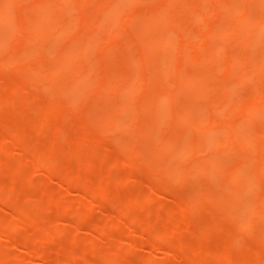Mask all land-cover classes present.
Returning <instances> with one entry per match:
<instances>
[{
    "label": "rangeland",
    "instance_id": "374dc122",
    "mask_svg": "<svg viewBox=\"0 0 264 264\" xmlns=\"http://www.w3.org/2000/svg\"><path fill=\"white\" fill-rule=\"evenodd\" d=\"M109 1L84 0L80 3L79 0H0V10L2 12V18L0 19V264H193V259L195 261L194 255L201 254L202 256L204 253V255H207V249H214V247L216 249L229 248L231 244H229L228 239L233 240L230 247L233 254L231 261L229 258L227 261L221 259L215 261L211 255L210 259L212 261H210L207 256L203 255L202 258L200 256H198L199 258L196 257L199 259H196L199 264L203 257L206 258V261L202 260V263L209 261L207 264H210V262L213 264L260 263L259 259L262 260L264 256V215L258 211L254 212V209H256L254 207L264 200V175L261 171H257L258 165L257 167L255 165L258 163L256 156L258 138L263 139L261 131L264 129V117L259 116L257 110H255L252 119L245 120L243 111L239 110L243 105L242 103H240V107L237 105L238 103H234V105H228L229 103H227L226 106L213 103L222 91V89L214 88L226 87L230 84L227 81L234 82L237 79L238 72L236 74L233 72L237 69L241 71L244 68L239 70L237 66L235 69L227 70V74L230 72V75L233 73L236 76V79L232 81L228 79L229 77H226L228 75L223 73L225 69L224 62L228 57H225L224 54L219 56L215 62L209 64L186 61L188 64L185 62V66L177 65L179 66L177 67L174 64L180 62H175V59L180 61V58L174 56L180 55L176 54L178 45L176 47L174 46L176 44L173 43V46L176 47L175 52L173 46H167L166 48L170 47L167 50L160 48L164 50L162 52L161 50L158 51L155 48L156 46L148 44L152 40L155 42L154 39L159 37L162 32L169 34L176 41L182 39L180 38L181 33L182 31L185 32V30H182V27L185 28L182 20L184 21L187 18L186 14L189 11L184 14L183 10H180L183 9L181 4L179 10L177 8L176 11L170 12V17L169 13L166 16V22H171V26L170 24L169 26L159 25L155 29L145 32L144 29L142 30L143 24L147 25L148 23L145 24L144 20L141 22L142 17L153 13L158 8L160 0H122L118 5L116 18L111 14L110 16V12H105L106 4ZM180 1H184L183 4L186 2L188 6L196 2V0ZM180 1L178 2L180 3ZM243 1H202V8L206 16L201 17L200 20L198 19L203 28H195L198 29L196 36L202 34V31L199 30L207 27H214V36H216L217 28L223 25L224 19L230 18L229 2L234 4L244 3ZM175 2L178 3L177 0ZM186 3L183 6L184 8ZM249 3V8H252L251 11L254 16H260L264 13V9L258 5L256 0H249ZM102 5L105 6L102 7ZM235 5L238 4L233 6ZM187 9L185 8V11ZM114 10L113 15L117 11ZM34 11L38 13L35 14ZM89 16H91L90 19H88ZM219 17H221V20H219ZM40 19L42 23L46 24H44L46 28L51 29L44 28V25L42 28H38L42 25H39L41 23ZM89 20L93 21L91 25L89 23V26L93 27L92 29L85 28L88 27L86 23ZM179 21L183 25L179 26ZM198 21L193 24L198 23ZM202 24H205L206 27L204 28ZM188 25H186V29ZM80 26L84 29H81ZM199 26L196 24L194 27ZM59 27H62V29ZM77 27H80L81 31L79 32L83 34L88 31L87 35L94 42L87 41V36L84 35L83 37L78 32ZM43 28L46 31H42ZM31 29H36L33 32L35 35L31 34V31H33ZM52 29L57 31H52ZM255 30L258 35L257 28ZM48 31L52 32L49 34ZM186 31L189 32V30ZM91 32L94 34V38L90 34ZM140 33L142 36L145 34L147 37L140 38L142 41L143 39L150 40H148L149 42H143L153 48L150 55L153 52L154 54L151 56L145 44V49L137 46L138 49L134 46L143 43L137 41ZM186 33L185 35L182 33V35L188 36L189 34L186 35ZM189 33L191 34V31ZM23 35L25 39H22ZM204 40H207V42L215 41L211 36L207 39L204 38ZM233 41V38L227 41L226 46L229 42V48L225 49L229 53L226 52L225 54L229 55L231 51H237L236 49L242 47L236 45L238 48L235 49L234 44L236 42L233 43ZM204 42L203 44L206 45ZM260 44H252L249 47L251 53H248V48H245L246 50L240 48V50L247 51L248 56L250 55L249 66L255 65L252 60L253 57L258 55L259 48L263 47H258ZM262 45H264V41ZM212 46H206L204 49L201 47L198 51L202 50L201 55L203 52L208 54ZM142 49L147 50L148 54H144ZM155 49L158 51L157 54ZM82 50L84 51L82 52ZM244 50L236 54H242ZM261 50L264 49L261 48ZM135 52L144 54V56L137 55ZM262 52L264 53V51ZM262 52L260 51L259 54L264 55ZM59 53L67 56V58H64L69 61L63 60L64 64L56 62V54H58V57L61 56H59ZM137 56L145 58L140 59ZM163 56L167 60L170 58L174 60L170 59L167 62L165 59L162 61L167 63V71L169 72L164 71L165 69L161 63L159 64L161 66L157 64L160 61L158 59L163 58ZM258 56L257 58H260ZM200 57H203V55ZM257 58L255 59L257 60ZM62 59L60 58L59 61ZM134 60L135 62H133ZM259 60L256 61V65H258ZM52 63H56L54 65L56 67H52L55 68L54 70L63 66L61 67L63 68L62 71L65 70L64 72L67 73H65V77L67 78H63L62 75L64 74H62L57 77L63 79H52L55 80L53 83L48 82L50 78L48 79L46 75H42L41 77L48 80L44 81L40 78L34 80L41 83V86L38 84L39 87L34 83H32L34 85L28 84L29 86L21 84L24 79L20 77L19 72L23 75L25 74L23 72L28 73L29 71L31 76L35 70L36 72L39 71L37 74L46 73ZM58 63L60 64L57 65ZM194 63L198 66H194ZM21 66L27 69H30V67L36 69L21 72ZM67 66L70 67L71 71ZM129 66H132V70ZM156 66L158 68H155ZM174 66L177 68H174ZM159 67H162L160 68L162 72L158 71ZM128 68L131 70L130 72L134 73L133 75L128 73L127 85L124 83V77L119 75H122L120 72ZM187 68L191 69L187 70ZM77 71L78 73H75ZM135 71L138 75H135ZM180 71H184V74ZM155 72L168 73L165 74V78H168L166 79L167 83L176 80L180 84L172 83V85H178V88L186 85L188 87L177 88V91H175L176 88L173 87L176 86L170 85L168 89L171 92L175 91L176 95L165 92V89L167 90L166 86L171 83L167 85L166 81H163L162 75H157L160 73L153 75ZM177 72L183 76L181 77ZM192 73L194 77L190 76ZM34 74L36 77H33V79L39 77L36 73ZM134 75L136 80H142V83L140 81L138 84H134L133 82L137 83L134 80ZM156 76L160 80H158L159 78L156 79ZM195 76L202 79L200 81L205 83L204 87L208 79L213 81L212 84H215L214 80L217 81L216 84H222V87L221 85L217 87V85L208 84V87H212L214 92L217 91L212 93L213 95L204 96L205 98L198 97L195 94V89L200 88L199 79H196ZM131 77H134L133 82H131ZM30 78L29 80H31ZM153 78L156 80L153 81ZM204 78L206 82H204ZM181 79L184 82H181ZM104 81L110 82L111 85L108 83L106 87L100 86L101 83L98 82ZM112 81L115 82L112 84ZM151 81L154 84H151ZM116 82H118V85ZM44 83L47 84V87ZM161 83H164V90L160 86ZM182 83L185 85L182 86ZM53 84L55 85L53 86ZM239 84L232 88L234 90L231 92V98L234 100H238L240 96L247 98L258 86L253 80L248 86H238ZM49 85L50 87H48ZM97 85L101 88H98ZM125 85L127 86L124 87ZM261 86H264V80ZM154 87H157V89ZM239 87L241 88L239 89ZM121 88L123 89L121 90ZM171 88L174 90L172 91ZM226 88L228 89V87ZM186 90H191L192 94ZM162 91L168 94L166 98L163 97L165 93ZM160 92L161 96L159 95ZM155 94L164 98L167 103H164V101H162L164 104L160 103L161 101L154 103L158 100ZM192 95L196 96L193 98ZM196 97L198 99H195ZM152 98H155V101ZM179 113H182V115L188 114L189 116L185 114L187 116L185 118L188 119L189 117L195 123V120H198L199 117L203 121L205 119L208 121L211 116L220 117L222 114V117L227 115L228 117H235L238 128L241 126V133L236 130L238 129L237 126L236 129L230 131L232 133L237 131L241 134L240 140L246 138L250 140V144H255L256 154L252 149L249 156L247 146H245L246 143L242 144L241 142L242 145L240 146L238 141H235L236 144H232L233 148L218 149L221 146L219 141L223 143L222 138L226 137L223 132L228 133L223 127H217L220 131L213 127L197 129L196 126H193L195 123L192 124L189 120V124L186 125L182 119L187 129L181 128L183 125L180 124L182 122L180 120L181 122H178V125H181L179 128L186 130L180 129L179 134L184 133L182 136H177L179 134L176 137L173 136L179 131L175 132L174 126L177 128L178 125H176L177 122L175 123L172 120ZM99 117L102 119L98 121L99 123L96 122L100 127H105H101L102 135H104L96 136L98 130L92 131V124L88 127L85 125L89 129L91 138L94 140L97 138L98 140L95 142L88 139L84 141V144L82 140L88 138L86 136L88 131L83 132V135L81 134L83 128L81 126L84 125H82L83 119H88L86 121L89 124V120H97L100 119ZM182 117L180 115L179 118ZM108 118L110 119L108 120ZM41 121L43 122L40 126L38 123ZM102 122L108 124L104 126ZM84 129L86 130V128ZM107 129H110V131H107ZM84 134L85 137H83ZM239 134L237 135L240 136ZM78 136L80 138L79 144L83 145L81 149L72 143L73 140L78 141L76 140ZM183 136L188 142L195 141V144H193L194 142H182L185 139L181 138ZM238 136L234 137L237 138ZM99 137H103L102 140ZM174 137L176 139L180 137L181 139H179L180 141L175 140L174 142L173 140L171 142ZM205 139H209L211 142L214 141V145L210 143L214 147L204 151L202 150L204 148L201 149L196 146L198 141L202 142ZM54 142L56 143L53 144ZM173 143H177L178 147H187L186 151L188 153L183 150L184 148H181V150L186 154L182 153V155L181 152L172 153L174 147V150L178 148ZM179 143L183 146H179ZM56 144L58 145L56 146ZM154 144L157 145L156 147L163 144L164 151L162 146L159 150L162 149V152L165 153L169 151H165V149H169L171 145L173 147L170 148V153L160 154L162 153L160 151L159 154H155L154 152L159 150L153 151V148H156L152 146ZM51 145L56 146V150H54L55 147L49 149ZM74 146L80 149L81 153H78L79 151L74 154L71 153L72 149L77 150ZM191 149L193 151H188ZM231 149H235V151ZM233 151L235 154L236 151L238 153L235 155ZM76 154H82L83 159L86 158L90 165L79 164L81 162L78 159L81 158H78L80 155ZM148 154L152 157H160V160L150 157V159L159 162L154 163L149 159ZM164 155L167 156L164 157ZM243 157L245 159L242 178H246V181L241 187L243 189L242 195L248 199V203L250 202L251 209L248 208L246 211L241 212L236 209L237 211L231 212V214L234 213L233 215L229 214L228 217H224L226 214L224 215V211L217 205L219 201L216 202V198L213 197L217 196L218 198L224 188H227L225 182H223L225 181L223 178L225 171L229 170L230 166L236 165ZM166 158L168 160H164ZM205 159L208 161H205ZM236 160L238 161L236 162ZM202 161L206 162L207 165L213 162L214 165L209 169L213 174L211 172H200L204 171L201 168L202 165H200L203 164ZM199 162L200 164H198ZM45 164H50L51 167L46 168V166L44 167ZM153 164H157L154 167L156 169L159 167L162 171L154 170ZM52 166L54 169H52ZM164 167H167V169ZM70 169L71 174L78 173L69 179H65L63 175ZM78 170H81L83 174ZM64 171L66 172L62 175ZM205 171H208V169ZM253 171H255L252 177L254 182L250 181V177L247 180L248 175L252 174ZM79 172L82 176L78 175ZM96 173H99L100 176ZM84 176L87 179L90 177L91 182H95L96 179V181H99L105 176L107 178L104 179V177L103 179L106 180L105 183L107 184L103 185L102 188H97L95 187L96 184H93L95 186L90 185L85 189L79 182L80 179L85 180ZM128 181L129 184H127ZM151 182L159 184L154 186ZM233 192H236L234 194L239 197V186L237 189L232 190V194ZM225 193H227L229 199L228 195L231 192L226 191ZM232 194L230 196L233 198ZM221 198V201L224 199L227 201L225 196L221 195ZM185 202L186 204L183 205L182 203ZM231 202L234 201H230V205L226 207L231 206L232 208L231 204L233 203ZM228 210L232 211V209ZM195 225L199 228L197 229ZM210 227H214V229H210ZM211 230L215 233L211 234L212 238H209L211 237L209 236ZM231 230L237 236H229ZM163 232H165V235ZM160 234L164 235H162V241L160 240L162 237ZM206 235L208 239L203 237ZM47 236L50 237L47 238ZM180 240L185 241L182 242L184 245L181 244ZM221 250L224 251L225 249ZM242 251L248 254H243L245 252L242 253ZM257 253L261 254L262 258L257 259L259 257ZM197 261L194 264H198Z\"/></svg>",
    "mask_w": 264,
    "mask_h": 264
},
{
    "label": "bare ground",
    "instance_id": "6f19581e",
    "mask_svg": "<svg viewBox=\"0 0 264 264\" xmlns=\"http://www.w3.org/2000/svg\"><path fill=\"white\" fill-rule=\"evenodd\" d=\"M7 1V0H6ZM84 1V0H79V2L80 3H82V2ZM122 0H110L109 2H108V4H106V7H105V12H110L109 13V15L111 14L114 18H116L117 16L116 15H118V5L120 4V2H121ZM176 0H164V1H162V0H160L159 1V6H158V8L153 12V13H151L150 15L148 14V15H145V16H143L142 17V20H141V22H143V20H144V23L145 24H147V25H144L143 23V28H142V30L144 29V31L145 32H149V30L151 31V30H153V29H155L156 27H158L159 25H161V26H169V24L171 23V22H169V21H167L168 22V24H167V22H166V16H168V13H169V17H170V12L172 11L173 12V10L174 11H176V9L178 8V10H179V8H181L180 7V4H181V6H182V8L183 9H180V10H183L182 12H184V14H186L185 12H188L189 11V13L188 14H186L187 15V18L185 19L184 17H183V19H185L184 21L182 20V22H183V24L185 25V28L184 27H182L183 29L182 30H185V32L184 31H182V33H183V35H185V33H186V35H188V36H183L182 35V33H181V37L180 38H182V39H177V41L175 40V39H173L172 37H170L169 36V34H167V33H165V32H162L160 35H159V37H157V38H155L154 40H155V42H153V40L150 42V43H148V44H152L151 46H156L155 48H157L158 49V51L159 50H161L160 48H165V50H167L168 48H170V47H168V48H166L167 46H173L174 44H176V45H174V46H176L177 47V45H178V47H179V49H178V47H177V49H176V51H178L176 54H180V55H175L174 53V57H176V58H180V61H178L177 59H175V62H180L179 64L177 63H173L174 65H181V67L182 66H185L186 65V61H189L190 63L192 62H195V63H199L200 64V62H203V63H205V64H209V63H212V62H215L218 58H219V56H221L222 54H224L225 55V57H227L226 58V60H225V65H224V67H225V69L223 70V73H225L226 75H228V76H226V75H224V76H226V77H229L228 79L229 80H232L233 81V79H236V76L234 75V74H236L237 72H238V76H237V79L236 80H234V82H230V81H227V82H229L230 84H232V85H230V84H228V85H226V87H228V89L230 88L231 90H228L226 87H224L223 86V88H220L219 87V85H221V87H222V84H216V82L217 81H215L214 80V82H215V84H212L213 83V81H211L210 79H208V78H206V79H208V81L206 82V80H205V78L203 79L204 80V82H206V86L204 87V84L205 83H202L200 80H202V79H199L197 76H195V78L197 79H199V87L200 88H196L195 89V94L199 97H201V98H205L204 96H206L207 97V95L209 96L210 94H212V93H215L214 92V89H222V91L221 92H223V93H221L220 92V95L217 97V98H215V101H213V103H216V104H222L223 106H226V104L227 103H229L228 105H234V103H238L237 105L240 107V103H242L243 105L239 108V110H241V111H243V113H244V115H245V120H251L252 119V117H253V113H254V111L255 110H257V112H258V115L259 116H262V117H264V108H262L261 109V107H263L264 106V89H263V87L264 86H261V84H262V82H263V80H264V55H260L259 53H260V51L262 52V51H264V50H261V48H263L264 49V45H262L263 44V41H264V13L261 15L260 14V16H254V14H252V8H249V0H241V1H243L244 3H242V2H238V3H234V4H238V5H235V6H233L234 4H230L231 2H229V7H230V10H229V13H230V18H226V19H224V21L222 22L223 23V25L221 26H219L218 28H217V32H216V36H214V32H215V30L213 29L214 27H207V28H205L206 26H205V24L203 25L204 26V28L205 29H202V30H199V31H202L200 34L201 35H199V36H196V32H197V30L199 29V28H203V27H201V24H199V22L200 21H198V19L200 20L201 19V17H205L206 16V13H205V11H204V9L202 8V1H205V0H196V2H194V3H191V5L190 6H188L187 5V3H186V5H187V7H186V5H185V8H188L187 9V11H185V8L183 7L184 6V4H183V2L184 1H180V0H177V2L178 1H180V3L178 4V3H176L175 2ZM206 1H208V0H206ZM226 1V0H225ZM257 1V3H258V5L261 7V8H263L264 9V0H256ZM119 2V3H118ZM182 2V3H181ZM103 3V2H102ZM105 3V2H104ZM115 3H116V6H115ZM161 3V4H160ZM239 3H241V4H239ZM178 4V5H177ZM190 4V3H189ZM252 4V3H251ZM239 5H241V6H239ZM103 6H105V5H102V7ZM236 6H238V7H236ZM52 7V6H51ZM114 7V8H113ZM0 8H1V6H0ZM114 9H116L117 11H116V13H114V15L112 14L115 10ZM114 10V11H113ZM112 11V12H111ZM36 12L37 11H34V13L36 14ZM171 12V13H172ZM38 13V12H37ZM255 13V12H254ZM116 14V15H115ZM110 15V16H111ZM186 15H184V16H186ZM146 17V19H144ZM2 18V12H1V10H0V19ZM91 18V16H89L88 17V19H90ZM95 18H97V17H95ZM93 21L95 20V19H92ZM92 20H89V22L88 23H86L87 24V26L88 27H85L86 29L87 28H93V27H90L89 26V23H90V25L92 24L91 22H93ZM96 20H100V19H96ZM169 20V19H168ZM219 20H221V17H219ZM223 20V19H222ZM226 20V21H225ZM198 21V23H196V24H198V25H200L199 27H194L196 24H193V23H195V22H197ZM40 22H41V19H40ZM98 22V21H97ZM97 22H95V23H97ZM100 22V21H99ZM182 22L181 21H179L178 23H180L179 24V26L180 25H183L182 24ZM173 23V22H172ZM177 23V24H178ZM186 23V24H185ZM189 25H188V24ZM40 24H42L41 25V27L40 26H38V28H42L43 27V25L45 24V23H39V25ZM86 24H84V25H86ZM174 24V23H173ZM194 26H193V25ZM46 25V24H45ZM45 25H44V28H46L45 27ZM186 25H188V28L186 29ZM83 26V25H82ZM144 26H145V28H144ZM170 26H171V24H170ZM81 27V26H80ZM80 27H77V29H79L78 30V32L79 31H81V29H84L83 27H81V29H80ZM180 27V28H181ZM43 28V30L42 31H46L45 29ZM55 28V27H54ZM59 28H61L62 29V27H59ZM59 28H56V29H59ZM146 28H150V29H146ZM195 28H198L197 30L195 29ZM257 28V31H258V35L256 34V29ZM46 29H51V28H46ZM56 29H52V31L53 30H56ZM61 29H59V30H61ZM76 29V30H77ZM146 29V30H145ZM218 29H220V30H218ZM31 30H33V31H31V34H33V32L36 30V29H31ZM148 30V31H147ZM186 30H189V32L191 31V34L188 32V31H186ZM193 30H196V31H193ZM206 30V31H205ZM38 32H42V31H39V30H37ZM52 31H48V33L50 34V32H52ZM57 31V30H56ZM83 32H84V30H82ZM198 31V32H199ZM86 32V31H85ZM93 32V31H92ZM90 33V34H92V37L94 38V34L93 33ZM142 32V31H141ZM145 32H143V33H145ZM55 33V32H54ZM53 33V34H54ZM79 33H81L82 35H83V37H84V35H86L87 36V41L89 40V42L91 41L92 42V40H91V38H90V36L89 35H87L89 32L87 31V33L86 34H83L82 32H79ZM199 34V33H198ZM33 35H35V34H33ZM143 36H145V34H143ZM143 36L141 35V33L139 34V40H137L138 41V43H139V41L140 42H143V41H145V42H149L148 40L146 41V40H144L143 39V41L140 39V38H143ZM209 36H211V37H213L214 38V42H207V40H204V38H209ZM23 38L22 39H25L24 38V35L22 36ZM146 37V36H145ZM216 37V38H215ZM233 38V40L236 42V44H234L235 45V49L236 48H238L239 46H242V47H240V48H248L247 49V51H248V53H251L249 50V47L252 45V44H260V45H258V47H260V46H263V47H261V48H259L260 50H259V52H258V55H256V57H253V58H251V59H253L252 61L255 63V65H254V63H253V65L254 66H249V63H250V55L248 56V54H247V51L245 52V50L244 49H242V50H244L243 51V53L242 54H244V55H242V54H239V55H237L238 53H239V51L240 52H242V50H240V48H238V49H236L237 51H231V53H232V55H231V53L228 55V54H225L226 52H227V49H225V48H227L228 47V45H229V42H228V45L226 46V44H227V41H230V39L231 38ZM147 38V37H146ZM179 38V37H178ZM187 38H189V39H187ZM204 41H206L207 43H209V44H207L206 42H204ZM257 39V40H256ZM84 40V39H83ZM157 40V41H156ZM173 40H174V42H173ZM26 41V40H25ZM85 41V40H84ZM83 41V42H84ZM176 41V42H175ZM206 44V45H204L203 44V42ZM234 41H233V43H234ZM255 41H257V43H255ZM88 42V43H89ZM90 42V43H91ZM94 42V41H93ZM92 42V43H93ZM238 42V43H237ZM174 43V44H173ZM82 44V43H81ZM84 44H86V45H89V44H87V43H84ZM143 44V46H141ZM140 43V45L139 44H135L134 46H138V47H140V48H142V47H144V44L146 45V48H147V50L149 49V55H150V53L152 52V50H153V48H151V47H149L148 46V44H146V43ZM83 45V44H82ZM85 45V47H88L89 48V46H86ZM91 45V44H90ZM205 46L204 48H206V46H211V45H213L212 46V49H211V51L207 54V53H202V55H203V57H200V56H202L201 55V52H202V50L200 51H198V49L199 48H201L202 46ZM236 45L238 46V47H236ZM173 46V48H174V52H175V48L176 47H174ZM137 47V48H138ZM191 47V48H190ZM137 48H135V49H137ZM203 48V47H202ZM203 48V49H204ZM229 48V47H228ZM83 49H85L84 47H83ZM139 49V48H138ZM144 49H145V47H144ZM144 49H142L143 50V53L145 54H148V52H147V50H144ZM195 49V50H194ZM234 49V50H235ZM156 50V49H155ZM225 50V51H224ZM79 51H81V49H79ZM84 50H82V52H83ZM145 51V52H144ZM157 50L155 51V53L156 52H158ZM162 52L164 51L163 49L161 50ZM194 51H197L196 53L194 52ZM76 52H78V51H76ZM192 52V53H191ZM198 52H200V53H198ZM80 53V52H79ZM160 53V52H159ZM195 53V54H194ZM227 53H229V52H227ZM234 53V54H233ZM237 53V54H236ZM255 54H257L256 52H254ZM75 54H77V53H75ZM135 54H137V55H140L141 53H138V52H135ZM144 54H141V55H143L144 56ZM152 54H154V52L152 53ZM151 54V55H152ZM157 54V53H156ZM161 54V53H160ZM246 54V55H245ZM262 54H264L263 52H262ZM58 54H56V57H55V59H56V62H62V64H64V62H63V60H67L66 58H67V56H65V55H63L62 53H59V56L60 57H58L57 56ZM148 55V56H149ZM150 55V56H151ZM252 55H254V54H252ZM63 56V57H62ZM244 56H245V58H244ZM257 56L258 57H260V58H257ZM64 57H66V58H64ZM138 57V56H137ZM147 57V56H146ZM262 57V58H261ZM62 59L61 61H59V59ZM138 58H140V59H143V58H145V57H143V58H141V57H138ZM255 58H257V60L255 59ZM166 58H164V56H163V58L161 57L160 59H158V60H160L159 61V63H157L158 64V66H161V65H163V67H164V71L165 72H169V71H167V68H168V66L166 65L167 63L166 62H162V61H164ZM170 59H172V58H170ZM170 59H166L167 60V62L170 60ZM184 59H185V61H184ZM259 59H261V60H259ZM157 60V61H158ZM191 60V61H190ZM254 60H256V61H258L259 60V63H258V65H256V61H254ZM67 61H69V60H67ZM172 61H174L173 59H172ZM53 62H55L54 60H53ZM133 62H135V60L133 61ZM186 62V63H185ZM65 63H69V62H65ZM161 63V65H159ZM171 63V62H170ZM169 63V64H170ZM184 63H185V65H184ZM189 63V64H190ZM195 63H194V66H198V64H196L195 65ZM56 63H52L51 65L52 66H49L48 68H49V70H46L47 72L46 73H42V74H37V72H39V71H37L36 72V70H35V72H33V74H32V76H31V73H29V71H28V73L27 72H23L24 70H30V69H32V67H30V69H27V68H25V67H22L21 66V72H23V73H25V74H23L22 75V73H20L19 72V74H21L20 75V77H22V79H24L22 82L23 83H21V84H24V85H30V83H31V85H36L37 87H39L38 86V84H40V86H41V83L40 82H37V81H34V80H37L38 78H40V79H44V81H46V80H48L49 78V80H48V82H53V81H55V80H52V79H58V78H61V79H63L64 77H65V73L66 72H64L65 70H63L62 71V69L63 68H61V67H63V66H61V67H58L57 69H61V70H54L55 68H52L54 65H55ZM60 63H58L57 65H59ZM130 64H134V63H130ZM188 64V63H187ZM203 65V64H202ZM240 65V66H239ZM135 66V65H134ZM133 66V67H134ZM237 66H238V68H239V70H241V68H244L243 70H241V71H238V69L237 70H235L234 72L233 71H231V72H233L231 75L228 73H226L227 72V70H232V68L233 69H235V68H237ZM54 67H56V66H54ZM68 67V66H67ZM130 67V66H129ZM177 67H179V66H177ZM177 67H175L174 66V68H177ZM51 68H52V70H51ZM70 67H68V69H69ZM155 68H158L157 66L155 67ZM160 68H162V67H159V70L158 71H161L162 69H160ZM33 69H36V68H33ZM32 69V70H33ZM38 69V68H37ZM47 69V68H46ZM64 69H66V68H64ZM67 69V70H68ZM130 69L132 70V66L130 67ZM129 68L126 70H123L122 72H120V73H122V75H128V73H129V75H131V73H132V75H133V73L134 72H130L131 70H130ZM191 68H187V70H190ZM31 70V71H32ZM70 70V69H69ZM135 69L133 68V71H134ZM156 70V69H155ZM170 70V69H169ZM16 71H18V69H16ZM41 71V70H40ZM43 71H45V69H43ZM71 71V70H70ZM76 71V70H75ZM81 72V71H80ZM162 72V71H161ZM161 72H155V74L153 73V75H156L157 73H160V74H157V75H162V77L164 78L163 79V81H166V79H168V78H165V74H168V73H161ZM174 72H176V71H174ZM189 73H191L190 71H188ZM240 72V73H239ZM34 73H36L37 74V76H39V77H37V78H35V79H33V77H36V75L34 74ZM71 73V72H70ZM75 73H78V71L77 72H75ZM119 73V74H120ZM178 73V72H177ZM180 73H182V74H184V71H180ZM62 74H64V75H62ZM67 74V73H66ZM72 74V73H71ZM70 74V75H71ZM137 74V72L135 71V75ZM176 74V73H175ZM26 75H28V76H26ZM42 75H46V77H48V79H46V78H43V77H41ZM60 75H62L63 76V78L62 77H57V76H60ZM68 75H69V73H68ZM79 75V74H78ZM122 75H119V76H121V77H124V83L125 84H127L128 85V80L129 79H126V78H128L129 77V75L128 76H122ZM135 75H134V77H135ZM138 75V74H137ZM164 75V76H163ZM177 75V74H176ZM178 75H180L181 77L183 76V75H181V74H179L178 73ZM23 76H26V77H23ZM118 76V77H119ZM179 76V77H180ZM190 76H192V77H194V75H193V73H192V75L190 74ZM28 77V78H27ZM31 77V78H30ZM57 77V78H56ZM69 78H70V76H68ZM75 77H77V76H75ZM133 77V78H134ZM167 77V76H166ZM179 77H177V78H179ZM26 78V79H25ZM29 78L31 79V80H29ZM65 78H67V77H65ZM132 78V77H131ZM133 78H132V81L131 82H133L134 80L135 81H137L136 80V77H135V79L133 80ZM156 79L157 78H159L158 76H156L155 77ZM176 78V79H177ZM200 78H203V77H200ZM22 79H19L20 81L22 80ZM156 79H154L153 78V81L154 80H156ZM58 80H60V79H58ZM126 80V81H125ZM140 80V79H139ZM158 80H160V78L158 79ZM162 80V79H161ZM238 80V81H237ZM254 81L258 86H257V89L254 91V92H251V94H250V96H248L247 98H244L243 96H240L239 98H238V100H234L233 98H231V92H232V90H234V89H232L233 88V86L235 87V85L236 84H239L238 86H248L249 84H250V82L251 81ZM28 81H30V82H28ZM39 81H41V80H39ZM101 81V80H100ZM141 81V83H142V80H140ZM140 81H137V83H135V82H133L134 84H138ZM162 81V82H163ZM58 82V81H57ZM60 82V81H59ZM115 81H112V84L114 83ZM131 82H129V83H131ZM179 81H176L175 80V82H168V83H171V84H169L168 85V83H167V81L165 82L168 86H166V88H167V90L165 89V87L163 88V86H164V83L162 84V85H160L161 87H162V90H164L165 89V92H170L171 94L173 93L174 95H176L175 94V91H177V88L179 87L178 85L180 84V83H178ZM181 82H184L182 79H181ZM185 82H187L186 80H185ZM209 82V83H208ZM237 82V83H236ZM32 83H34V84H32ZM54 83V82H53ZM56 83V82H55ZM98 83H101V84H103V83H105V84H103V85H101L100 84V86H102V87H106V86H108L107 84L108 83H110V82H106V81H104V82H98ZM117 83V85H118V82H116ZM140 83V84H141ZM157 83V82H156ZM159 83V82H158ZM157 83V84H158ZM172 83H177L178 85H172ZM150 84V83H149ZM151 84H154L152 81H151ZM217 85V87H219V88H212V87H208L209 85ZM245 84V85H244ZM28 85V86H29ZM44 85H46V87H47V84H45L44 83ZM50 85H52V84H50ZM50 85L48 86V87H50ZM55 84H53V86H54ZM110 85H111V83H110ZM127 85H125L124 87H126ZM147 85V84H146ZM170 85H172V86H176V87H173V88H176V90L175 91H173L174 89L173 88H171L172 89V91L173 92H171V90L170 89H168V88H170L169 86ZM183 85H185V84H183L182 83V86ZM224 85V84H223ZM98 86V85H97ZM100 86H98V88H101ZM155 86V85H154ZM171 86V87H172ZM187 86V85H186ZM186 86H183L182 88H185ZM203 86V87H202ZM229 86H231V87H229ZM43 87H45V86H43ZM52 87V86H51ZM119 87V86H118ZM157 87H159V86H157ZM157 87H154V88H156L157 89ZM161 87H159V88H161ZM181 87V86H180ZM188 87V86H187ZM190 88H191V86H189ZM206 87H207V89H209V90H207L206 89ZM108 88V87H107ZM150 88H151V86H150ZM158 88V89H159ZM182 88H178V89H182ZM190 88H188V89H190ZM205 88V90H203ZM211 88L213 89L212 91H211ZM241 87H239V89H240ZM110 89V88H109ZM116 89V88H115ZM123 88H121V90H122ZM120 90V91H121ZM192 90H194V88H192ZM196 90H198L197 92H196ZM236 90V89H235ZM116 91V90H115ZM186 91H188V92H190L189 90H186ZM162 92H164V91H162ZM164 92V93H165ZM194 92V91H193ZM208 92H210V93H208ZM170 93H169V95H170ZM177 93V92H176ZM207 93V94H206ZM253 93V94H252ZM190 94H192L191 92H190ZM222 94V95H221ZM160 96H161V92H160V94H159ZM163 95V94H162ZM166 95H168L167 93H165V96L163 95V97H165L166 98ZM195 95V96H196ZM213 95V94H212ZM247 95V94H246ZM155 96L156 97H158L156 94H155ZM158 97V98H156V99H158V100H154L153 98H152V100L153 101H155L154 103H158L159 101H161L160 103H162V101H164V98H162V97ZM171 96V95H170ZM193 96V98L195 97L194 95H192ZM245 96V95H244ZM161 98V99H160ZM244 98V99H243ZM195 99H198L197 97L195 98ZM242 99V100H241ZM55 103V102H54ZM58 103H60V102H58ZM164 103H167L166 101H164ZM164 103H162V104H164ZM230 103H232V104H230ZM238 106H236V107H238ZM243 107V108H242ZM235 109V108H234ZM231 110V109H230ZM230 110H228V111H230ZM238 110V109H237ZM263 110V111H262ZM231 112V111H230ZM225 113H227V112H225ZM186 114V113H185ZM185 114H183L182 115V113H179V114H177V115H179V116H177L176 115V120L174 119V120H172L173 122H177L176 123V125H178L179 123L178 122H181L180 120H184L185 121V124L187 125V124H189V122L191 121V123L193 124V123H195V122H193L189 117H188V119H186L187 118V116H185ZM180 115H181V119L179 118L180 117ZM186 115H188V114H186ZM223 115V114H222ZM222 115L220 116V117H218V116H214V117H208L207 119H208V121L205 119V121H203V120H201V117H199V119L198 120H201V121H198V120H195L196 121V123H195V125H193V126H196V128L197 129H203V128H207V127H213V128H215V129H217V130H219L218 128L219 127H223V128H225L226 130H227V132L228 133H224L223 132V134H225L226 135V137H223L222 139L224 140L223 141V143H222V141H219L220 143H221V146H219L218 147V149L219 148H221V149H225L226 147H231V148H233L232 146L234 145V144H236V142L238 141L239 142V145L241 146L242 144H245V146H247V152H248V155L250 156V150L252 151V149H253V152L256 154V152H255V150H254V145L255 144H250L251 142H250V140L248 139H246L245 138V140H243L244 138H242L241 140H240V137H241V134H239L237 131H240V127L238 128V123H237V121L235 120V117H232V116H229L228 117V115L227 114H224V115H227V116H225V117H222ZM233 115V114H232ZM189 116V115H188ZM57 118L59 117V116H56ZM105 117V116H104ZM108 117V116H107ZM186 117V118H185ZM261 117V118H262ZM56 118V119H57ZM100 119H97V120H95V119H93L92 121L91 120H89V124L87 123V121L86 120H88V119H83V123H82V125L83 126H81V127H83L82 128V135H83V132H85L86 133V131H88V133H86V136H88V138L85 140V139H83L82 140V142L85 144V142L84 141H87L88 139H91V140H93V141H95L96 142V140H98L97 138H95L96 140H94V139H92L91 138V135H90V132H89V129L87 128L88 127V125H90V124H92L93 126H91L92 127V131H94L95 129H97L98 130V134H96V136L98 135V136H101L102 135V128L101 127H103V126H99L98 125V121H100L102 118L101 117H99ZM110 118H108V120H109ZM197 119V118H196ZM263 119V118H262ZM29 120V119H28ZM182 120V122L180 123V124H182L183 125V127L181 126V125H178L177 126V128L174 126V129H175V132H177V131H179L178 133H175L173 136H175L176 137V135L177 134H179L180 133V131L181 130H183V131H185L187 128H186V126H185V124L183 123L184 121ZM190 120V121H189ZM98 123H97V122ZM107 121V120H106ZM171 121V122H172ZM198 121V122H197ZM207 121V122H206ZM42 122L43 121H41V122H39L38 123V125H42ZM187 122V123H186ZM85 123H87V124H85ZM96 123V124H95ZM104 122H102V124H103ZM190 123V124H191ZM105 124H108V123H104V126H105ZM112 124V123H111ZM173 125H175L174 123H172ZM87 127H86V126ZM100 125H101V122H100ZM181 126V128H186L185 130L184 129H181V128H179ZM188 126H190V125H188ZM236 126H237V128L238 129H236ZM80 127V128H81ZM98 127H99V129H100V132H99V129H98ZM218 127V128H217ZM84 128H86V130L84 129ZM103 128H105V127H103ZM234 128L237 130L235 133H232L230 130H234ZM91 129V128H90ZM178 129V130H177ZM181 129V130H180ZM221 129V128H220ZM96 130V131H97ZM221 130H223V131H226V130H224V129H221ZM107 131H110V129H107ZM182 131V132H183ZM220 131V130H219ZM230 132V133H229ZM234 132V131H233ZM240 133H241V131H240ZM261 133H262V137H263V139L261 140L260 138H258V143H257V158H258V163L255 165V167H257V165H258V167H257V171L259 172V171H261L262 172V174L264 175V129L261 131ZM182 134H184V133H181V134H179V135H177V136H182ZM233 134H235L234 136H238L237 134H239L240 136H238L237 138H239V139H237L236 137H234L233 136ZM78 135H80V134H78ZM81 135V136H82ZM90 135V136H89ZM104 135V134H103ZM102 135V136H103ZM105 135H107V134H105ZM147 136V135H146ZM184 136H186V135H184ZM181 137L182 139L183 138H185V137ZM83 137H85V134H84V136ZM173 138L172 139V141L171 142H173V140H174V142H175V140H178V141H180L179 139H181L180 137L179 138ZM244 137V136H243ZM94 138V137H93ZM99 138H101V140H102V138L103 137H99ZM229 138H230V140H229ZM79 136H78V139H76V140H78V141H76L78 144H75L76 142L74 141H72V143H74V145H76V146H78V148H80L81 149V146H83L82 144H79ZM186 139V138H185ZM185 139H183V141L182 142H187V143H192V142H194L193 144H195V141H192V142H188V140L186 139V141H185ZM222 139H218V140H222ZM177 141V142H178ZM236 141V142H235ZM171 142H170V144H171ZM197 142V141H196ZM242 142V144H240ZM244 142V143H243ZM56 142H54L53 144H55ZM58 143V142H57ZM71 143V142H70ZM94 143V142H93ZM181 143V142H180ZM180 143L178 144L179 146H183V145H180ZM210 143H213L212 145H214L215 143H214V141H210L209 139H205L204 141L202 140V142H200V141H198V143L196 144V146L198 147V148H204V149H202V150H206V149H208V148H211V147H214V146H212ZM234 143V144H233ZM59 144V143H58ZM58 144H56V146L58 145ZM169 144V145H170ZM182 144H184V143H182ZM233 144V145H232ZM79 145H80V147H79ZM169 145H168V147H169ZM173 145L174 146H177V143H173ZM56 146H52L51 145V147L49 148V149H54V147H55V149L54 150H56ZM73 146V145H72ZM95 146H99V145H95ZM152 146H154V147H156L157 145L156 144H154V145H152ZM161 146H162V149H163V144L162 145H160V147H156V148H153L154 150L153 151H155V150H159V148H161ZM185 146H187V145H185ZM190 146V145H189ZM195 145H194V147H196ZM75 147V146H74ZM164 147H166V146H164ZM171 147H173L172 145L170 146V148ZM178 147V146H177ZM196 147V148H197ZM217 147V146H216ZM235 147V146H234ZM75 148H77V147H75ZM77 148V150H71V153H77V151H79L78 153H81V151H80V149H78ZM148 148H150V147H148ZM165 149V151H171V149ZM175 148V147H174ZM174 148H173V151H172V153H174V152H176V153H179V152H181L180 154H184L185 152H183L182 150H181V148H184V146L183 147H178L176 150H174ZM187 148V147H186ZM186 148H184L183 150H187ZM192 148H193V146H192ZM237 149H238V147H236ZM61 149V148H60ZM151 149V148H150ZM162 149H160L158 152L157 151H155L154 153L156 154V153H158L159 154V152L161 151L162 152ZM188 149H190V148H188ZM194 149V148H193ZM197 150V149H196ZM231 150H234L235 151V149H231ZM149 151H152V150H149ZM149 151H146L147 153L149 152ZM163 151H164V149H163ZM162 152V153H160V154H167V153H170V152ZM178 151V152H177ZM188 151H193L192 149L191 150H188ZM233 151V153L235 154V152ZM238 151V150H237ZM236 151V154L238 153ZM187 152V151H186ZM201 152V151H200ZM147 153H145V154H147ZM188 153V152H187ZM192 153V152H191ZM195 153V152H194ZM72 154V156L74 157V158H76L74 155ZM153 154V153H152ZM182 154V155H183ZM186 154V153H185ZM235 154V155H236ZM76 155H80V156H78V158H81V159H78V160H80V162L81 163H79V164H83V163H85L86 165H90V162L85 158V159H83L84 157L82 156V154H76ZM149 155V154H148ZM148 155H146V156H148ZM169 155V154H168ZM171 155V154H170ZM188 155V154H187ZM165 156H167V155H164V157ZM240 156H241V154H240ZM150 157H152V155H149V159H150ZM152 158H157V160L160 158V157H157V156H154V157H152ZM162 158V157H161ZM154 159H150V160H152L154 163H158L156 160H154ZM207 159V158H206ZM205 159V161H208V160H206ZM236 159H238V158H236ZM244 159H245V157H243V158H240V160H239V162H237L238 160H236V162H237V164L235 165L234 163H236V162H234L233 164H234V168L232 167V166H230L229 167V170H226L225 171V174H224V180L225 181H223V182H225V186L227 187L226 189L224 188V191L221 193V195L224 197L225 196V198H226V200L227 201H225V199L223 200V201H221V195L217 198V196H215V197H213V198H216V202H218L219 201V203H217V205H219L220 207H221V210H223L224 211V215L226 214V216H224V217H228V215L230 214V215H233L234 213H232L231 214V212H234V211H237L238 209H239V211L241 212V211H246L248 208L249 209H251L250 208V206H251V204H249L248 203V199H246V198H244L243 197V195H242V188L241 187H243V184H244V182L246 181V178H242V169H243V162H244ZM77 160V161H78ZM83 160H86L87 162H83ZM90 160V159H89ZM160 160V159H159ZM162 160V159H161ZM164 160H168V158H166V159H164ZM76 161V163H78ZM211 161V160H210ZM247 161H248V158H247ZM163 162H166V161H163ZM202 163L203 164H200V162L198 163V164H200V165H202L201 166V168H202V170H204V171H200L201 173H203V172H211L209 169L210 168H212V165H214L213 164V162H211L212 164H210V165H207V164H205L206 162H203L202 161ZM207 163H209V162H207ZM85 165V166H86ZM156 165L157 164H153V169L154 170H156V171H162V169H159V167H157V169L155 168L156 167ZM166 165V164H165ZM200 165H198V166H200ZM218 165V164H217ZM46 166V168H50L51 166H50V164H45L44 165V167ZM155 166V167H154ZM248 166H249V163H248ZM53 167V166H52ZM160 167H163V166H160ZM165 168V167H164ZM52 169H54V167L52 168ZM78 169V168H77ZM165 169H167V167L165 168ZM198 169V168H197ZM208 169V171H205V170H207ZM75 170V169H74ZM74 170H72L73 172H75ZM201 170V169H200ZM212 170V169H211ZM239 170V171H238ZM71 171V169L70 170H68V172L67 173H65L66 171H64L63 173H62V175H63V177L65 178V179H69L71 176H73V175H77V173L78 172H76V174L74 173V174H71L72 172H70ZM78 171H81V170H78ZM165 171V170H164ZM163 171V172H164ZM256 171V170H255ZM255 171H253V173L252 174H249L248 175V177H247V180H249V177H250V181H253V179H252V177L254 176V174H255ZM82 172V171H81ZM93 172V171H92ZM93 173H95V172H93ZM92 173V174H93ZM99 173H102V172H99ZM99 173H96V174H98L99 175ZM165 173V172H164ZM212 173V172H211ZM71 174V175H70ZM81 173L79 172V176H82V175H80ZM82 174H83V172H82ZM102 174H105V173H102ZM213 174V173H212ZM84 175H86V174H84ZM93 175H95V174H93ZM217 175V174H216ZM87 176V175H86ZM100 176V175H99ZM107 176V175H106ZM132 176H134V175H132ZM132 176H131V178H132ZM85 177V176H84ZM105 177V176H104ZM103 177V178H104ZM108 177V176H107ZM107 177H105L104 179H106ZM90 178V177H89ZM87 179V177H85V180L84 179H80V184L85 188V189H87L90 185H92V186H95V185H93V184H96V186L95 187H97V188H102L103 187V185H106L107 183H105V181L106 180H104L103 178L101 179V178H99V179H101V180H99V181H96L95 180V182L94 181H90V179ZM108 179H109V177H108ZM94 182V183H93ZM97 182H99V183H97ZM132 182V181H131ZM254 182V181H253ZM130 182L128 181V183L127 184H129ZM152 183V182H151ZM150 184V183H149ZM156 184H159V183H152V185H156ZM248 185H249V183H248ZM161 186H164V185H161ZM239 186V190H240V195H239V197L236 195V194H234V193H236V192H233V194H232V190L233 189H237V187ZM152 187V186H151ZM233 188V189H232ZM227 192H231V193H229L230 195L232 194L234 197L233 198H235V199H233L230 195H228L230 198V200L228 199V197H227V193H225L226 191ZM231 190V191H230ZM209 195V194H208ZM210 197V196H209ZM234 201V202H231V203H233V204H231L233 207H234V210H233V207L231 208V206L229 207H226L227 205H230L229 203H230V201ZM247 201V202H246ZM187 202V201H186ZM186 202L185 203H182L183 205L184 204H186ZM222 204H221V203ZM239 202V203H238ZM223 203H224V205H223ZM239 204V205H238ZM247 204V205H246ZM261 205H263V206H261ZM240 206V207H239ZM226 207V208H225ZM182 208H184V207H182ZM254 208H256V209H254V212H256V211H258L259 213H261V214H263L264 215V200H262V202L260 201L259 202V205H257L256 207H254ZM262 208H263V210H262ZM228 209H232V211L231 210H228ZM237 209V210H236ZM225 211H228V212H225ZM242 213H245V212H242ZM232 217V216H231ZM237 221V220H236ZM197 225H195V227H196ZM197 229L199 228V227H196ZM209 228V227H208ZM210 229H214V227H210ZM209 229V230H210ZM170 230H172V229H170ZM204 230H205V228H204ZM167 231H169V230H167ZM212 232H210V235L209 236H211V237H209V238H212L213 236L211 235V234H214L213 233V230H211ZM160 233V232H159ZM164 233V235H165V232H163ZM231 234L229 235V236H231V235H233L234 237L235 236H237V235H234L233 234V232H232V230H231V232H230ZM163 234H160V236H162ZM163 235V236H164ZM205 235V234H204ZM159 236V237H160ZM163 236L161 237V241H162V239H163ZM48 237H50V236H47V238ZM203 237H206V239H208L207 238V235L206 236H203ZM230 238V237H229ZM231 238H233V237H231ZM229 240V244H233V240H230V239H228ZM181 241V240H180ZM182 242H185L184 240L183 241H181V244L182 245H184V243H182ZM186 244V243H185ZM196 245V244H195ZM231 245H229V248L231 247ZM197 246V245H196ZM187 247H188V245H187ZM227 247H228V245H227ZM194 248H196V247H194ZM229 248H225V247H223V248H221V249H225L224 251H222L221 249H216L215 247H214V249H207L206 250V254L207 255H204V256H207L209 259H210V255L211 256H213L214 257V259H215V261H217V259L219 260V259H221V260H223V261H227L228 260V258H229V260L231 261L232 260V256H233V254H232V251H231V248L229 249ZM197 249H200V248H197ZM216 249V250H215ZM221 250V251H220ZM195 251V250H194ZM218 251V252H217ZM197 252H199V251H197ZM200 252H205V251H200ZM243 252H245V251H242V253ZM196 254H198V253H196ZM243 254H248L247 252H245V253H243ZM202 255V256H203ZM195 257V261H197V260H199V259H197V258H199L198 256H200L201 258H202V256H201V254H199V255H194ZM245 256H248V255H245ZM257 256H259L257 259H259L260 257H261V254H258L257 253ZM197 257V258H196ZM205 257H203V261H206V258L204 259ZM262 258V257H261ZM197 259V260H196ZM244 259V258H243ZM248 259V258H247ZM202 260H200V264H207L208 262H206V263H202ZM194 259H193V264H194ZM210 261H212L211 259H210ZM214 261V260H213ZM259 261H260V263H258V264H264V256H263V258H262V260H260L259 259ZM198 262V264H199V261H197ZM196 262V263H197ZM210 264H213V263H211L210 262Z\"/></svg>",
    "mask_w": 264,
    "mask_h": 264
}]
</instances>
